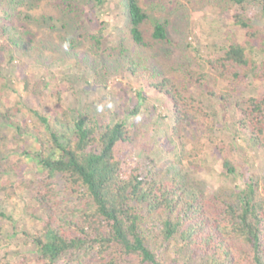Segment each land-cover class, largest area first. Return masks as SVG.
I'll return each mask as SVG.
<instances>
[{
	"label": "trees",
	"instance_id": "1",
	"mask_svg": "<svg viewBox=\"0 0 264 264\" xmlns=\"http://www.w3.org/2000/svg\"><path fill=\"white\" fill-rule=\"evenodd\" d=\"M51 1L58 16L38 17L21 9L37 10L44 0H0V160L7 157L6 129L39 145L32 150L24 144L15 149L20 150L16 161H0V193L22 189L33 195L37 210L30 215L40 224L23 234L37 249L35 262L264 264V90L250 95L245 88L264 81V59L258 58L264 57V28L258 24L264 0H214L221 11H234L232 24L244 31L243 42L220 43L209 58L187 45L185 51H193L196 60L178 61L185 56L175 55L179 43L170 35V22L155 19L148 40L143 26L150 15L138 0H119L115 6L127 33L122 28L108 33L110 0ZM256 8L261 9L258 17ZM34 28L60 30V42L36 41ZM36 44V63L46 50H58L73 69L91 73L99 87L130 76L141 81L140 88L133 96L124 88L128 104L116 107L102 101L49 113L29 106L15 89L11 105L5 94L8 67L15 52L31 55ZM18 76L25 93H48L47 83L43 90L28 75ZM223 80L233 89L218 90ZM146 91L170 99L171 113L153 118L148 105L156 96L148 97ZM199 113L207 116L204 142L224 152L217 134L230 125L260 155L262 172L253 163L244 168L224 158L222 177L241 178V185L217 191L203 187L194 176L202 166L203 146L190 150L186 129ZM32 118L33 127L24 124ZM153 134L155 145L168 156L166 168L151 157L147 142ZM25 157L38 161L42 172L17 185L6 176L29 168ZM0 217L16 222L4 212Z\"/></svg>",
	"mask_w": 264,
	"mask_h": 264
},
{
	"label": "rangeland",
	"instance_id": "2",
	"mask_svg": "<svg viewBox=\"0 0 264 264\" xmlns=\"http://www.w3.org/2000/svg\"><path fill=\"white\" fill-rule=\"evenodd\" d=\"M142 8L150 15L149 20L144 24L143 29L148 40H152L151 33L153 29V21L155 19L165 21L168 20L169 32L175 42L179 43L177 49H175V55L177 61L184 58H196L194 57L193 51H185L184 48L187 45H191L196 48V51L202 58H209L211 52L216 47L220 46V43H230L232 39L243 42L244 31L237 29L233 26L234 11L223 12L222 9L215 4L214 0H138ZM51 0H44L41 7L37 10L29 11L25 8H21L24 13L30 12L34 16H41L45 14H53L58 16L53 6H51ZM119 0H110L108 9L106 10L105 18L111 24L109 32L114 30H120L122 28L127 33V26L123 22V17L115 10L116 4ZM261 9L256 8L255 14H260ZM264 28V18L258 23ZM38 30L37 40L39 42L46 43L47 45L54 44L58 45L60 42L61 31L58 30L55 33L45 29ZM181 46V48H180ZM31 55H24V53L17 51L14 53V60L10 67L9 72L6 73L8 80V87L5 89L6 99L9 100L11 105L14 104L17 98V90L21 94L25 103L29 106L38 108L46 112H52L56 108L73 109L85 104H99L103 103L111 104L112 106H118L119 104L126 105L128 100L125 98L122 90L125 88L129 92V96L135 95L136 89L140 88L141 81L128 76L126 79H110L109 83L102 84L100 87L95 85L94 79L91 73H85V71L75 70L71 67L70 63L63 59L61 52H52L46 50L43 58L38 63L34 61L35 56L38 54L37 44ZM210 50V52H209ZM151 52L149 51V54ZM259 59H264L261 54H258ZM175 59V58H174ZM187 60V59H186ZM191 60V59H190ZM46 61V65L45 64ZM56 61L57 64H52ZM52 64V65H50ZM196 66L194 65L193 68ZM44 68V69H43ZM18 74H24L29 76V80L32 84L36 83L40 85L44 90V83H47L46 87L48 93L44 97L25 93L23 91V84L19 79ZM84 75V76H83ZM83 76V77H82ZM21 78V76H20ZM234 85H231L223 80L219 82L218 90H232ZM247 92L251 95H257L260 91L264 90V81H252L248 86L245 87ZM46 90V89H45ZM146 96H156L154 99H150L149 108L152 110L153 118H161V116L168 115L171 113L173 104L170 99H167L164 95L151 93L146 91ZM152 98V97H151ZM155 108V110H153ZM207 116L203 113H199L197 119L191 122L187 126L189 149L195 148L196 145L203 146V159H198L201 162V168L198 173H194L195 178L201 185L212 191H217L222 186L233 187L241 185L242 179L226 178L222 177V160L228 158L236 164H243L244 168L247 163H253V167L257 172H262L263 161L253 149L247 147L243 142V137L238 138L234 133V129L229 125L228 128H221L217 134V139L221 145H223L224 152L217 149L215 146L207 144V141H203L202 122ZM127 120V119H126ZM169 119H166L168 121ZM130 123V120H127ZM33 123L36 121L32 118L29 122L24 121V124H28L33 127ZM161 133L164 132L162 128ZM7 148L4 150V156L0 161H5L11 158L13 161L17 160L16 148H22L29 144L30 149L37 150L39 145L36 140L26 135L15 138L13 130L6 129ZM156 134H153L151 140L147 142L149 149L151 150V157L154 158L155 162L159 163L160 167L166 168L168 165L167 155L162 153L161 148L155 145ZM15 138V139H14ZM133 154V152H132ZM248 160V162H246ZM24 163L29 168H24L23 173L18 175H8L6 178L9 180L19 182L24 178L35 179L40 177L42 172L38 161L32 157H25ZM190 172V171H189ZM5 184V182H1ZM17 209H16V208ZM28 210V212H26ZM37 210L35 207L33 195L22 189H18L14 194L11 191L0 193V212L6 213L7 216H14L16 219L15 223H11L9 219H3L0 217V226L4 235H0V264H4L5 261H10V264H25L28 259V264H37L36 254L37 249L31 243L29 237H25L23 232H33L34 228H38L40 224L38 221L33 219L30 212ZM14 225V226H13ZM11 240L9 241V239ZM7 240V242L4 241ZM27 245H23V243ZM9 246L12 249H8ZM12 250L14 253L18 252V255H10ZM12 253V254H14Z\"/></svg>",
	"mask_w": 264,
	"mask_h": 264
},
{
	"label": "clouds",
	"instance_id": "3",
	"mask_svg": "<svg viewBox=\"0 0 264 264\" xmlns=\"http://www.w3.org/2000/svg\"><path fill=\"white\" fill-rule=\"evenodd\" d=\"M57 52H61V51H58L57 50ZM62 53V57H63V59H65V56H64V54H63V52H61ZM71 65V64H70Z\"/></svg>",
	"mask_w": 264,
	"mask_h": 264
}]
</instances>
